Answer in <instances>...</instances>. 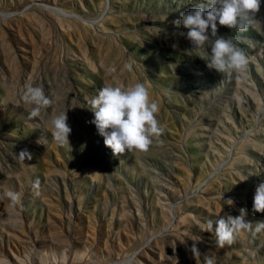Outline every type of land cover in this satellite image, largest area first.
Listing matches in <instances>:
<instances>
[{
  "label": "rangeland",
  "instance_id": "rangeland-1",
  "mask_svg": "<svg viewBox=\"0 0 264 264\" xmlns=\"http://www.w3.org/2000/svg\"><path fill=\"white\" fill-rule=\"evenodd\" d=\"M199 2L0 0V264H264V0L247 31L218 24L248 58L227 77L175 34ZM29 83L53 101L35 119ZM118 83L158 104L164 132L145 152L114 156L89 122L88 101ZM65 109L60 146L48 121ZM241 208L252 229L219 247L207 221Z\"/></svg>",
  "mask_w": 264,
  "mask_h": 264
},
{
  "label": "clouds",
  "instance_id": "clouds-1",
  "mask_svg": "<svg viewBox=\"0 0 264 264\" xmlns=\"http://www.w3.org/2000/svg\"><path fill=\"white\" fill-rule=\"evenodd\" d=\"M260 4L261 0H200L194 7L181 12L172 24L178 29L182 27L187 30L175 34L187 39L192 48L203 51L204 55L198 56L209 69L227 77L244 72L248 58L237 42L218 35V24L237 32H245L255 22ZM162 31L166 32L160 29L158 34ZM109 72H115V69H109ZM21 101L27 106L29 119L40 117L42 111L53 103L42 87L32 83L26 85ZM87 108L93 113L89 122L95 125L97 133L103 137L105 146L111 149L114 156L126 150L145 152L154 139H158L164 132L157 119L158 104L150 100L148 89L142 83L130 86L122 83L105 85L88 101ZM48 125L58 145H69L71 128L67 123L66 109L54 115ZM26 156L31 158L26 150H22L18 158L23 161ZM245 179L247 176L241 180ZM6 195L13 201L18 199V194L14 192L9 191ZM228 201L230 205L233 204L231 199ZM252 211L264 213V180L255 186ZM245 216L246 210L243 208L237 216L226 213L215 221L208 220L204 230L215 236L219 247L230 246L239 231L252 229V222L247 221ZM261 229H264V222H258L255 231ZM191 251L194 256L199 254L195 244ZM207 264H213V261L209 259Z\"/></svg>",
  "mask_w": 264,
  "mask_h": 264
}]
</instances>
